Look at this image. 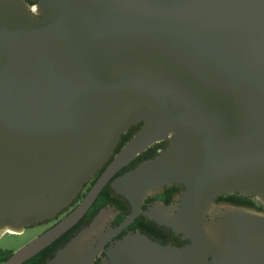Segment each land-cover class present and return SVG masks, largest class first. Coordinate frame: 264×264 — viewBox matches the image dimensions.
I'll return each mask as SVG.
<instances>
[{
    "label": "water",
    "instance_id": "1",
    "mask_svg": "<svg viewBox=\"0 0 264 264\" xmlns=\"http://www.w3.org/2000/svg\"><path fill=\"white\" fill-rule=\"evenodd\" d=\"M33 1L0 0V237L57 218L106 166L0 264L58 239L109 182L130 213L113 225L121 211L101 207L47 264H264V210L215 201L264 207V0ZM173 183L174 202L143 211ZM142 212L185 242L116 238Z\"/></svg>",
    "mask_w": 264,
    "mask_h": 264
},
{
    "label": "flooded vegetation",
    "instance_id": "2",
    "mask_svg": "<svg viewBox=\"0 0 264 264\" xmlns=\"http://www.w3.org/2000/svg\"><path fill=\"white\" fill-rule=\"evenodd\" d=\"M140 127H141V123H139V124H137V125H135L129 129V131L127 132L128 138L125 140V142L118 149L117 148L115 149V152L113 153L112 157L139 130ZM127 133H125V134H127ZM166 144H167L166 141H161V142H156V143L151 144L142 153H140L132 162H130L128 165H126L121 170H119L114 176L120 175L123 172L135 167L138 163H140L144 159L154 157L157 153H159V151L162 148H164L166 146ZM105 166H106V164L94 174V176L84 186L83 191L80 193L81 195L79 194L80 197L78 196V198L72 203V205L70 207H68L67 209H65L61 213V215H59L57 218H55L53 220L37 224V226L43 225V224L47 225L43 230L38 232L37 235L42 233L43 231H45L46 229H48L52 225H54L57 221H59V219H61L64 215H66L68 212H70L78 204V202L83 198L85 193L89 190V188L95 182L97 177L101 174V172L103 171ZM107 186L111 187L110 182L105 187H107ZM183 190H184L183 185L176 184V183L166 184L146 198L145 202L143 203L142 209H143V211H148L149 207H152L157 202L170 204L177 199V197L182 193ZM97 201H98V198H96V200L94 201L92 206L89 208V210L86 212V214L80 220H83L84 218L86 219V218L90 217V215L96 210V212L93 214V216L91 218V220H92L93 217L95 216V214L98 212V210L101 207L106 206L108 204H112V205H115L117 207V209H119L121 211L118 215H116L114 218H112V222H111L113 225H118L121 223V221L124 220L126 215L128 213H130V211H131V206H130L129 202L121 195H120L119 199H116V198L114 199V197L112 195H110L109 197L105 198V200L102 202L101 205L100 204L97 205ZM215 201L217 203H220L221 205H228V206L232 205V206L245 207V208H250V209H255V210H264V207L262 205L258 204L254 200V197L250 196V195L223 194V195L218 196L215 199ZM80 220L78 222H80ZM136 231H140L141 233H144V234L148 235L149 237H151L152 239L157 240L161 243L180 244L181 242L182 243L185 242V240H183L181 238L180 234H176L169 227L158 224L156 221H154L153 219H150L143 212L140 213L134 219V221H132L126 228H124L120 233H118L116 235V238L121 237L128 232H136Z\"/></svg>",
    "mask_w": 264,
    "mask_h": 264
},
{
    "label": "trees",
    "instance_id": "3",
    "mask_svg": "<svg viewBox=\"0 0 264 264\" xmlns=\"http://www.w3.org/2000/svg\"><path fill=\"white\" fill-rule=\"evenodd\" d=\"M30 3H34L35 1L29 0ZM127 134H123L117 149L125 142V140L128 138ZM81 195V194H80ZM79 195V197H80ZM112 195L114 199H119L120 195L116 194L112 187L107 186L103 188V190L98 195V204H102V202L105 200L106 197H109ZM114 204V203H113ZM96 212V210L90 215L88 218H84L83 220H80L77 224H75L73 227H71L68 231H66L63 235H61L58 239H56L52 244L45 247L43 250H41L39 253L36 254V256H33L29 260L25 261L23 264H47L48 260L54 255L56 250L63 246L73 235H75L81 228L86 226L93 214ZM184 243V242H183ZM182 242L180 244H183ZM13 251L11 250H4L0 249V262L5 260ZM47 254V255H46ZM47 256V257H46Z\"/></svg>",
    "mask_w": 264,
    "mask_h": 264
},
{
    "label": "rangeland",
    "instance_id": "4",
    "mask_svg": "<svg viewBox=\"0 0 264 264\" xmlns=\"http://www.w3.org/2000/svg\"><path fill=\"white\" fill-rule=\"evenodd\" d=\"M46 226V224L39 226L34 225L28 227L23 233L6 232L0 237V249L15 251L37 236V233L43 230Z\"/></svg>",
    "mask_w": 264,
    "mask_h": 264
}]
</instances>
